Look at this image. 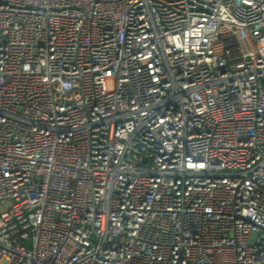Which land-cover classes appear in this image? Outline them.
Returning <instances> with one entry per match:
<instances>
[{
	"label": "built area",
	"instance_id": "built-area-1",
	"mask_svg": "<svg viewBox=\"0 0 264 264\" xmlns=\"http://www.w3.org/2000/svg\"><path fill=\"white\" fill-rule=\"evenodd\" d=\"M0 264H264V0H0Z\"/></svg>",
	"mask_w": 264,
	"mask_h": 264
},
{
	"label": "rangeland",
	"instance_id": "rangeland-1",
	"mask_svg": "<svg viewBox=\"0 0 264 264\" xmlns=\"http://www.w3.org/2000/svg\"><path fill=\"white\" fill-rule=\"evenodd\" d=\"M109 88L111 87V83L108 84ZM10 207V204L9 203H6V204H3L1 206V211H5L7 210L8 208Z\"/></svg>",
	"mask_w": 264,
	"mask_h": 264
}]
</instances>
